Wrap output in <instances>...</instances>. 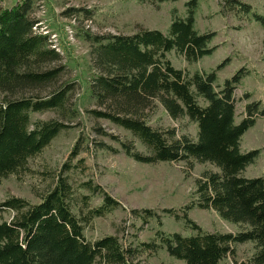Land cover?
I'll use <instances>...</instances> for the list:
<instances>
[{
    "label": "trees",
    "instance_id": "obj_1",
    "mask_svg": "<svg viewBox=\"0 0 264 264\" xmlns=\"http://www.w3.org/2000/svg\"><path fill=\"white\" fill-rule=\"evenodd\" d=\"M178 1L141 0L150 4ZM223 2L239 16L264 26V16L251 5L241 0ZM186 6L185 17L173 10L166 33H85L91 44L93 70L89 101L99 108L87 112L136 137L146 153L117 140L121 151L138 163H184L187 172L195 163H209L217 169L205 171L197 180L193 202L181 213L194 234L166 233L159 215L144 209L132 214H143L145 223L157 221L159 229L152 242L136 239L124 244L117 235L89 240L86 230L95 219L112 214L121 203L93 180L75 186L69 173L79 165L69 162L54 176L38 203L18 197L0 203V264H140L136 262L140 255L163 250L185 264H220L234 257L237 246L245 243L256 249L249 264H264V172L256 178L243 175L261 150L241 149L242 137L264 117V107L261 101H251L252 93H245L246 104L238 120L236 90L246 69L237 71L223 85L217 84L218 72L230 58L210 72L190 73L173 65L170 53L197 63L217 48L210 46L217 33L200 32L196 27L199 0H189ZM36 8V0H17L0 9V185L25 173L30 161L70 128L60 120L35 121L33 114L56 111L68 120L79 117L77 109L67 107L75 83L57 87L65 70L61 64L64 57L50 35L40 30V21L33 16ZM81 11L84 9L69 8L65 14ZM44 91L48 92L42 96ZM156 103L171 119L187 118L194 123L196 138L178 135L175 129L154 128L149 114ZM81 142L76 143L71 159L80 154ZM100 146L121 152L103 143ZM96 197L101 198L98 205H94ZM196 207L214 210L223 220L246 229L236 234L204 232L188 218V212ZM163 212L181 218L173 209Z\"/></svg>",
    "mask_w": 264,
    "mask_h": 264
},
{
    "label": "rangeland",
    "instance_id": "obj_2",
    "mask_svg": "<svg viewBox=\"0 0 264 264\" xmlns=\"http://www.w3.org/2000/svg\"><path fill=\"white\" fill-rule=\"evenodd\" d=\"M17 0H0V9L13 6ZM164 2L150 4L141 0H36L37 8L34 18L40 21V30L49 34L52 41L63 54L62 65L65 66L57 87L74 82L70 94L68 109L75 108L79 117L68 120L60 112L49 111L32 115L33 120H60L70 125L49 147L30 161L29 169L6 179L0 185V203L11 197L38 203L40 195L50 186L52 179L60 172L65 163L79 165L69 173L75 186L89 180L102 186L113 198L121 203V208L112 214L97 218L86 230V236L94 241L108 235H117L124 244L136 239L150 243L159 229L154 219L145 223L142 215L132 214L133 210H153L162 221V230L166 233H179L183 236L194 234L184 215L185 206L193 202L197 180L205 171H217L207 163H195L192 171H186L184 163L161 162L147 165L134 161L121 151L117 139L132 143L140 152L146 149L130 132L115 124L97 119L89 110L98 106L89 101L88 82L93 70L91 67V44L85 39V33L95 35L123 34L131 35L141 30H159L168 32L172 23L173 10L180 17L187 13L186 3ZM224 0H199L196 15V27L200 32H216L217 37L210 44L216 47L213 54L197 63H188L176 53H170L173 65L187 72H210L224 60L229 63L218 72L217 84L223 85L242 68L246 74L236 90L238 120L242 118L246 104L245 93H252L251 101H261L264 107V26L254 19L241 17L226 8ZM264 16V0H241ZM228 7V6H227ZM69 8L84 9L77 15H66ZM86 12V13H85ZM90 12V13H89ZM48 91L42 92L45 96ZM2 97V95L0 94ZM150 124L157 129H175L178 135L186 134L196 138L197 126L189 119H171L156 103L149 114ZM80 154L71 159L73 149L78 141ZM101 143L119 150L101 148ZM88 148V150H87ZM241 149L248 152L260 149L256 162L249 166L243 175L247 178L262 176L264 172V117L259 118L241 140ZM101 203V198L94 199V205ZM173 209L180 214V219L163 211ZM188 218L202 228L204 232L238 233L246 229L242 224L223 220L214 210L193 208ZM256 249L254 244H240L236 255L224 259L220 264H249ZM140 264H185L171 258L166 251L143 254L136 262Z\"/></svg>",
    "mask_w": 264,
    "mask_h": 264
}]
</instances>
